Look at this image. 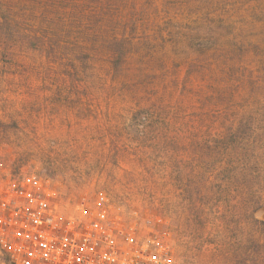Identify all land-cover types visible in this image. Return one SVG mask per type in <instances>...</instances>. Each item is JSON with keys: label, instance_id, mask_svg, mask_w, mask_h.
I'll return each instance as SVG.
<instances>
[{"label": "rangeland", "instance_id": "obj_1", "mask_svg": "<svg viewBox=\"0 0 264 264\" xmlns=\"http://www.w3.org/2000/svg\"><path fill=\"white\" fill-rule=\"evenodd\" d=\"M0 19L5 169L67 207L105 195L173 264H264V0H0Z\"/></svg>", "mask_w": 264, "mask_h": 264}, {"label": "built area", "instance_id": "obj_2", "mask_svg": "<svg viewBox=\"0 0 264 264\" xmlns=\"http://www.w3.org/2000/svg\"><path fill=\"white\" fill-rule=\"evenodd\" d=\"M54 195L0 162V264H173L159 236L140 239L111 219L105 195L72 207Z\"/></svg>", "mask_w": 264, "mask_h": 264}, {"label": "trees", "instance_id": "obj_3", "mask_svg": "<svg viewBox=\"0 0 264 264\" xmlns=\"http://www.w3.org/2000/svg\"><path fill=\"white\" fill-rule=\"evenodd\" d=\"M98 1V3L99 4H101V0H97ZM82 9H84V8H82ZM5 19H3V20H1L0 19V29L2 30L3 28H8V25H9V22H8V25H6V23H7V21H4ZM3 25H5V27H3ZM56 36V35H55ZM30 37L31 38H36V39H39V38H41V35H39V34H36V33H32L31 35H30ZM47 47V46H46ZM53 47V45H50V48H52ZM71 47H73V48H78L79 50H80V52L82 51V50H86L87 51V44L86 43H79V41L78 42H76V44H74V45H71ZM47 50V49H46ZM45 50V51H46ZM113 52V51H112ZM125 52V50H123L122 49V45H118V47H117V50L116 51H114L112 54H113V57H114V59L112 60V61H109V62H111L112 63V68L113 69H116L118 66H119V64H120V59H122V58H120L122 55H123V53ZM75 53L76 52H74V55H75ZM78 59H79V57H78Z\"/></svg>", "mask_w": 264, "mask_h": 264}]
</instances>
